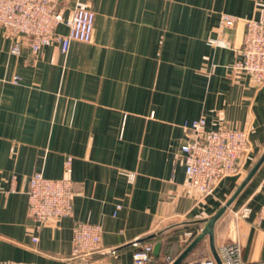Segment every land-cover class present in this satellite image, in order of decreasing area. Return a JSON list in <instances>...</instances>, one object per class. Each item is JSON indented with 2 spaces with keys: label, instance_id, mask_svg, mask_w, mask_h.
<instances>
[{
  "label": "crops",
  "instance_id": "0c3cea01",
  "mask_svg": "<svg viewBox=\"0 0 264 264\" xmlns=\"http://www.w3.org/2000/svg\"><path fill=\"white\" fill-rule=\"evenodd\" d=\"M64 6L96 13L93 40H74L66 53L52 44L14 54L0 24V264H83L72 256L79 221L102 224V246L119 249L118 256L97 252L89 264H133L135 240L162 242L157 259L168 252L178 258L260 160L216 221L214 244L207 234L181 264L215 257L213 248L232 242L244 261L264 262V84L234 67L246 20L262 13L264 0ZM222 12L238 22L221 27ZM199 117L210 128L248 130L252 146L240 172L205 196L186 186L182 151L192 138L184 124ZM68 155L73 212L37 230L28 210L30 176H66ZM245 205L251 212L240 216ZM190 230L196 235L185 234Z\"/></svg>",
  "mask_w": 264,
  "mask_h": 264
},
{
  "label": "built area",
  "instance_id": "2783aa9c",
  "mask_svg": "<svg viewBox=\"0 0 264 264\" xmlns=\"http://www.w3.org/2000/svg\"><path fill=\"white\" fill-rule=\"evenodd\" d=\"M238 19L231 13L222 12L219 24L221 27L233 26ZM95 21L96 13L92 9L76 6L67 12L64 0H0V24L6 27L12 37L10 51L14 54H21L25 46L37 54L43 47L52 44L58 45L66 53L74 40H93ZM61 25L65 26L66 32L59 29ZM210 41L219 43L218 39ZM240 52L241 58L234 67L253 75L257 82L264 84V10L258 17L246 20ZM19 79V76H15L14 82ZM184 125L192 133L191 140L182 147L186 186L203 196L213 194L224 177L236 174L244 167V158L252 150L249 131L225 124L210 128L205 117L193 119ZM64 163L66 176L51 178L41 171L30 176L28 210L37 230L49 220L64 218L73 212L75 190L70 177L73 157L68 155ZM120 207L118 204L117 208ZM250 212L251 208L245 205L239 215L248 216ZM261 216L264 218V208ZM72 230V256L83 258V264L91 263L94 254L100 251L118 256L117 247L102 246V224L79 221ZM185 234L192 236L191 231ZM33 239L38 240V236H33ZM132 244L136 247L132 254L133 264H173L176 260L171 254L157 259L152 243L142 244L135 240ZM217 252L221 262L214 256H208L189 264H264L244 261L237 242L224 243Z\"/></svg>",
  "mask_w": 264,
  "mask_h": 264
},
{
  "label": "water",
  "instance_id": "95a60500",
  "mask_svg": "<svg viewBox=\"0 0 264 264\" xmlns=\"http://www.w3.org/2000/svg\"><path fill=\"white\" fill-rule=\"evenodd\" d=\"M262 160H260L254 168L251 170L247 178L244 180L242 185L238 188V190L235 192V194L230 198V200L212 217L210 218L208 224L203 228L202 232L198 234L193 242L185 249V251L178 257L176 258L175 262L173 264H181L182 259L193 249L195 248L198 243L208 234L210 236L211 243L214 244V225L216 221L218 220L219 217L222 216V214L225 212L227 207L231 204V202L234 200L236 195L239 193V191L242 189V187L245 185V183L250 179V177L256 172L258 166L260 165ZM162 248V242H156L154 245V254L159 255L161 252ZM214 250V255L216 259L221 262L218 252L213 248Z\"/></svg>",
  "mask_w": 264,
  "mask_h": 264
},
{
  "label": "trees",
  "instance_id": "16d2710c",
  "mask_svg": "<svg viewBox=\"0 0 264 264\" xmlns=\"http://www.w3.org/2000/svg\"><path fill=\"white\" fill-rule=\"evenodd\" d=\"M190 231L192 232V236H195L196 235V230H190ZM167 254H171V253L168 252ZM171 255H173L174 257H176V255H174V254H171ZM155 257L158 258V256H156V255H155Z\"/></svg>",
  "mask_w": 264,
  "mask_h": 264
}]
</instances>
